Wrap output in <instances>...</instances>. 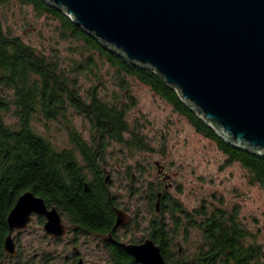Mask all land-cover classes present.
Instances as JSON below:
<instances>
[{
	"label": "trees",
	"instance_id": "1",
	"mask_svg": "<svg viewBox=\"0 0 264 264\" xmlns=\"http://www.w3.org/2000/svg\"><path fill=\"white\" fill-rule=\"evenodd\" d=\"M7 1L0 0V4ZM21 1L57 18L63 37L74 38L81 46L80 58L63 66L20 36L7 33L0 18V264L30 263L19 250L11 256L4 249L8 214L27 190L66 213L67 219L79 228L107 231L114 226V206L119 200L104 171L105 151L112 142L125 144L131 150L151 149L144 133L131 128L127 119L129 106L136 104L129 77L164 98L199 133L213 139L229 163L239 162L250 183L264 189V155L221 138L157 74L106 48L60 9L44 0ZM101 63L114 69L115 81L122 90L112 101L99 91L103 85ZM83 74L94 79L84 93L79 79ZM11 110L16 122L9 124L5 114ZM73 113L88 120L91 139L86 140L68 123L71 148H57L33 126L37 115L70 122L68 116ZM163 179L164 176L150 182L145 189L149 204L145 231L160 245L168 264H264V244L242 221L238 206L202 203L188 210L169 193L171 184ZM38 221L43 224L44 217L38 216ZM192 229L200 232L201 242L196 252L189 254L177 238L182 232L188 237ZM48 255L43 257L44 264L52 257ZM112 261L139 264L119 246L114 248Z\"/></svg>",
	"mask_w": 264,
	"mask_h": 264
},
{
	"label": "water",
	"instance_id": "2",
	"mask_svg": "<svg viewBox=\"0 0 264 264\" xmlns=\"http://www.w3.org/2000/svg\"><path fill=\"white\" fill-rule=\"evenodd\" d=\"M44 1L157 74L221 138L264 155V0ZM116 213L115 228L130 222L125 210ZM35 216L46 218L43 228L54 237L70 228L55 206L27 190L8 214L9 255H17L14 231L30 228ZM123 245L140 264H168L152 238Z\"/></svg>",
	"mask_w": 264,
	"mask_h": 264
},
{
	"label": "rangeland",
	"instance_id": "3",
	"mask_svg": "<svg viewBox=\"0 0 264 264\" xmlns=\"http://www.w3.org/2000/svg\"><path fill=\"white\" fill-rule=\"evenodd\" d=\"M0 18L7 33L20 36L39 52L57 58L63 66L80 58L81 43L74 38L63 37L59 20L48 13H40L32 4L21 0L2 3ZM101 68L103 85L99 91L112 101L122 90L115 81L114 69L108 63H101ZM79 79L83 93L94 82L92 77L84 74ZM128 79L136 104L129 106L127 119L131 128H138L144 133L151 149L131 150L125 144L112 142L104 154L110 189L121 206L131 212L137 220L135 222L140 224L136 226L133 222L128 236L144 234L149 218L145 189L150 182L162 179L158 175L163 174V181L171 184L169 193L188 210L202 203L238 206L242 221L264 244V189L250 183L239 162L229 163L213 139L199 133L184 115L148 85L132 77ZM68 118L70 122L63 118L48 120L37 115L33 126L59 149L73 146L68 123L89 141L91 130L88 120L76 113ZM5 120L9 124L16 122L12 110L5 114ZM13 236L21 255L30 262L26 264H44L43 257L48 254L52 258L46 264L62 263L68 249L64 245L66 240H54L46 234L38 217L30 228L15 230ZM85 239H88L87 242H84ZM177 239L189 254H194L201 235L198 230L192 229L188 237L182 232ZM79 246L88 264H113L104 260L103 251L91 237L82 235Z\"/></svg>",
	"mask_w": 264,
	"mask_h": 264
},
{
	"label": "flooded vegetation",
	"instance_id": "4",
	"mask_svg": "<svg viewBox=\"0 0 264 264\" xmlns=\"http://www.w3.org/2000/svg\"><path fill=\"white\" fill-rule=\"evenodd\" d=\"M105 164H106V162H104V165ZM104 171H105L106 175L108 176L109 174H108L105 166H104ZM158 176H160V178H163V174H159ZM117 208H121V209L125 210L127 213H129L130 222L125 224V225H122L118 228H115L114 227L115 224H114V226L107 231H92L91 229H87V228H79V225L74 224L67 219L66 213H61L62 218H63V222L66 225L70 226V228L67 230L66 234H64L63 236H55L54 237L50 234H47L51 238H53L54 240H61V239L66 240L65 241L66 243L64 245H66L68 247L67 250H69V251L68 252H67V250L65 251L63 262L61 264H78V262L80 260H82L84 264H88V261L85 259V253H84V251L81 250V247L79 246V240H80V237L82 235L85 236V238L91 237V239L96 242L97 247L103 251V253L105 255L104 260L106 262H111L113 264H116L114 261H112V259L114 257V248L115 247L119 246L121 248H124L127 251V249L123 245L124 243H141L145 239L150 238L147 235V232L145 230H144V234L142 233L139 237H132V236L129 237L128 236L130 233L129 227L133 223L134 217L131 214V212H129L126 208H123V206H121V204L119 203L117 206L116 205L114 206L115 216H116L115 217V223H116V218H117V213H116ZM35 217H38V216H35ZM45 220H46V218L44 217V222H45ZM87 240L85 239L84 242H87ZM15 242H16V240H15ZM16 246H17V244H16ZM17 253H18V248H17ZM127 253L129 255H131L128 251H127ZM131 256H133V255H131ZM60 257H62V253L60 254ZM51 258L49 257V259H51Z\"/></svg>",
	"mask_w": 264,
	"mask_h": 264
}]
</instances>
